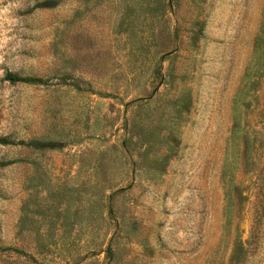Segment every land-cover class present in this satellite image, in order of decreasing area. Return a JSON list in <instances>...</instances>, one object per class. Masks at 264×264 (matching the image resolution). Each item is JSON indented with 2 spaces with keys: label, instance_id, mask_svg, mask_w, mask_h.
<instances>
[{
  "label": "rangeland",
  "instance_id": "1",
  "mask_svg": "<svg viewBox=\"0 0 264 264\" xmlns=\"http://www.w3.org/2000/svg\"><path fill=\"white\" fill-rule=\"evenodd\" d=\"M0 137V264H264V0H0Z\"/></svg>",
  "mask_w": 264,
  "mask_h": 264
},
{
  "label": "trees",
  "instance_id": "2",
  "mask_svg": "<svg viewBox=\"0 0 264 264\" xmlns=\"http://www.w3.org/2000/svg\"><path fill=\"white\" fill-rule=\"evenodd\" d=\"M4 77L10 81H40L41 78L36 76L21 75L12 71H6ZM12 140L7 137H0V142H11ZM29 143L36 144L39 143L37 140H30Z\"/></svg>",
  "mask_w": 264,
  "mask_h": 264
}]
</instances>
